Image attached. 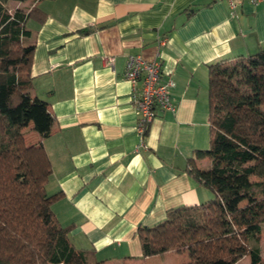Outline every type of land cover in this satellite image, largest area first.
I'll list each match as a JSON object with an SVG mask.
<instances>
[{"label": "crops", "instance_id": "crops-1", "mask_svg": "<svg viewBox=\"0 0 264 264\" xmlns=\"http://www.w3.org/2000/svg\"><path fill=\"white\" fill-rule=\"evenodd\" d=\"M36 4L45 16L27 26L34 44L30 93L47 103L53 122L43 139L31 121L23 130L27 143L42 139L50 160V208L61 225L71 226L74 247L91 259L160 264L171 250L143 257L137 228L157 224L171 208L213 197L186 170L191 158L199 168L210 162L195 156L209 146L207 65L264 48V1L244 0L233 17L225 0ZM88 26L90 33H77ZM136 54L159 60L162 78L174 82V109L157 112L138 148V115L123 76L128 55ZM169 255L168 264L185 260Z\"/></svg>", "mask_w": 264, "mask_h": 264}, {"label": "trees", "instance_id": "trees-1", "mask_svg": "<svg viewBox=\"0 0 264 264\" xmlns=\"http://www.w3.org/2000/svg\"><path fill=\"white\" fill-rule=\"evenodd\" d=\"M9 1L0 0V264H103L74 247L71 226L61 225L48 203L51 163L42 139L53 117L47 103L30 93L34 44L26 26L29 20L41 23L45 13L38 0L26 11L10 10ZM91 31L88 26L77 33ZM207 68L209 146L195 156H208L210 165L199 168L191 158L186 170L214 197L171 208L153 226H138L141 253H186L180 264H240L245 257L248 264H264V48ZM29 121L41 134L38 142L25 140Z\"/></svg>", "mask_w": 264, "mask_h": 264}, {"label": "built area", "instance_id": "built-area-1", "mask_svg": "<svg viewBox=\"0 0 264 264\" xmlns=\"http://www.w3.org/2000/svg\"><path fill=\"white\" fill-rule=\"evenodd\" d=\"M230 8V15H237V8L244 0H225ZM257 4L264 0H248ZM105 62L112 65L113 57L104 58ZM123 76L129 81L131 91L129 98L137 113L136 132L139 143L136 148L144 144L146 130L158 111L173 110L171 89L174 86L172 79L162 78V66L156 58L146 60L140 55H128Z\"/></svg>", "mask_w": 264, "mask_h": 264}, {"label": "rangeland", "instance_id": "rangeland-1", "mask_svg": "<svg viewBox=\"0 0 264 264\" xmlns=\"http://www.w3.org/2000/svg\"><path fill=\"white\" fill-rule=\"evenodd\" d=\"M31 1H32V0H24V1H21V2H20V1H17V0H10V1L8 2V8H9L10 10H12V9H14L15 7H20L21 9H23L24 11H26V10L28 9V7L30 6ZM29 21H31V20H29ZM30 23H31V22H30ZM30 23H29V26H31ZM26 26H28V21H27V23H26ZM23 131H24V130H23ZM27 132H28V128H26L25 131H24L23 133H27ZM209 165H210V162H209ZM206 166H208V165H206ZM206 168H207V167H206ZM246 180H247V181H253V180H255V178H254V177H249V178H247ZM213 197H214V194H213ZM213 197H212V198H213ZM243 204H245V201H242V202L240 203V205H243ZM259 247H260V254H261V257H262V259H264V227L261 228V232H260V240H259ZM169 253H172V255H175V256H180L179 254H176V253H174V252H172V251H168L167 254H165V256H163V257L161 258V263H160V264H165L166 262H167V264H168V263L172 262V259L169 258V257H170ZM181 256L184 257L185 260H187V254H186V253L182 254ZM159 257H160V256H159ZM185 260H184V261H185ZM248 262H249V258H248V257H245L244 259H242V260L240 261V264H248Z\"/></svg>", "mask_w": 264, "mask_h": 264}]
</instances>
